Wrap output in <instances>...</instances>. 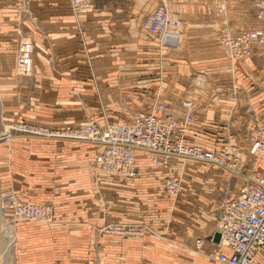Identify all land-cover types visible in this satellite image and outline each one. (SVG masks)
Masks as SVG:
<instances>
[{
    "label": "crops",
    "instance_id": "obj_1",
    "mask_svg": "<svg viewBox=\"0 0 264 264\" xmlns=\"http://www.w3.org/2000/svg\"><path fill=\"white\" fill-rule=\"evenodd\" d=\"M102 1L76 19L68 0H29L25 30L17 24L19 3L14 2V30L13 25L9 29L14 32V45L23 39L32 43L37 88L31 93L81 97L61 100L63 108L72 105L73 116L81 120L83 111L110 117L128 111L130 104L137 105L136 111L151 109L160 102L151 105L145 99L155 92L163 96L170 84L169 95L161 102L174 119L189 111L185 97H195L186 140L218 152L230 143L238 145L239 169L246 172L248 130L264 126V55L255 47L248 59L227 58L211 40L212 0H153L182 18L191 48L184 75L179 60L167 56L178 43L164 44L140 27L151 0ZM233 62L236 68L230 71ZM198 79L207 86L192 83ZM121 96L129 98L117 100ZM133 115L123 119L114 115L113 122ZM98 151L94 144L75 140H14L10 147L14 192L24 201L54 208L51 224L15 223L16 264H84L95 255L98 264H220L213 251L229 250L213 240L219 233L217 215L225 202L239 194L240 174L192 162L193 166L179 168L182 159L172 160L167 168L155 167L138 152L135 177L97 175ZM256 165L264 171V154ZM175 175L181 178L176 198L164 190L166 178ZM110 221L144 222L152 231L142 238L101 235L94 243L90 225ZM253 264H264V249L257 250Z\"/></svg>",
    "mask_w": 264,
    "mask_h": 264
},
{
    "label": "built area",
    "instance_id": "obj_2",
    "mask_svg": "<svg viewBox=\"0 0 264 264\" xmlns=\"http://www.w3.org/2000/svg\"><path fill=\"white\" fill-rule=\"evenodd\" d=\"M95 0H68L72 13L79 17L90 13ZM260 14L264 15V5ZM169 24V11L159 5L146 14L140 27L150 34L163 37ZM263 30H252L232 37L228 33L221 42L231 58L247 57L250 43L259 41ZM19 66L25 73L33 67L32 44L21 42L18 57ZM189 110L180 120L165 112V103H157L151 109L137 110L129 119L121 122L105 121L102 125L88 122L77 125L67 135H57L47 127L25 125L20 131L31 136H44L51 139H68L96 145L99 151L95 157L96 171L116 177L132 178L137 175L136 155L141 152L148 156L151 165L167 168L171 159H189L195 162L214 164L233 172L237 159V147L230 143L223 151H213L186 140L185 131L193 121L191 102H185ZM249 152L258 155L264 152V131L254 130L249 138ZM245 182L239 194L223 204L217 215L218 244L229 252L213 251V257L220 264H253L258 249H264V173L257 171L243 176ZM181 185L180 176H172L164 181L165 192L176 198ZM4 212L9 211L14 222H51L54 208L46 203H29L16 192L1 199ZM102 235L118 238H142L151 228L144 222L127 223L110 221L98 229ZM84 264H94L87 260Z\"/></svg>",
    "mask_w": 264,
    "mask_h": 264
},
{
    "label": "rangeland",
    "instance_id": "obj_3",
    "mask_svg": "<svg viewBox=\"0 0 264 264\" xmlns=\"http://www.w3.org/2000/svg\"><path fill=\"white\" fill-rule=\"evenodd\" d=\"M16 1L19 3V21H17V24H19V27L21 29L23 28V30H25L24 25L26 24L28 18L27 3L29 2V0H0V202L1 199L5 197V195L14 192V186L11 182V179L14 176V170L11 163L12 161L10 159V147L14 140L21 137L47 138L44 136H31L27 133L21 132L19 130L20 127L25 125L47 127L51 132H54L57 135H67L70 130L75 128L77 125L88 122H93L100 125H102L105 121L113 122L116 120L113 119L112 116L118 115V119H123L134 114L137 108V105L133 106V104H130L128 105V111L111 113L113 115L110 117L104 112L87 113L86 111H83L81 112L82 119L80 120L73 116L75 114L73 106L71 105V109L68 108V106L66 108H63L61 100L78 98V100L80 101L81 97L32 94V89L34 87L37 88V85L34 84L35 81L33 79V67L30 73H25L22 71L18 62L21 42L24 40L29 41V39L21 40L16 46V44L14 45V32L9 30L11 29V25H13L12 29L14 30V2ZM102 2L105 1L95 0L94 3L95 6H101L103 4ZM159 5L165 6L169 11V24L166 28V34L163 37H158L156 35L154 36L158 37L164 44L176 46V44L178 43V47L176 49L170 50V52L167 53V56L170 60L175 59V62L179 60L178 63H180V72H184L185 75L189 70L187 64V53L191 48L187 47V40L189 39H187V33L184 32V26L180 24L182 18L171 15L170 8H168L163 2H156L151 0L147 3L145 9L143 10L139 24L146 14L153 11ZM211 5L212 12L210 18L212 19V23L214 24L213 30L211 32V40L217 42V44L220 46L221 50L225 52V55L229 60H234L236 62L240 61L241 59H248L254 52L255 47L256 50L259 51L261 56L264 55V15L260 14L261 7L264 5V0H212ZM74 17L76 19L78 18L75 15ZM15 19H17V15ZM252 30H263V36L261 37V39H259V41L250 43V54L247 57L243 58H231L228 50H226L225 46L221 42V37L227 33L232 37H237L240 34L247 33ZM21 32L22 34H24V31ZM14 47L16 49L15 52ZM262 60H264V57L262 58ZM235 62H233V65H228L230 71L231 69L236 68ZM263 68L264 66L261 67V69ZM192 77H195V75L191 74V78ZM193 82H195L196 86L199 87L207 86L206 84L204 85L201 79L195 81L192 80V83ZM184 83L187 84V82ZM208 86L211 87L212 85ZM169 89L170 84L165 86L163 96L155 92L150 97H147L145 99L146 102L151 105L154 104L155 100L161 102L167 97V95H169ZM127 98L129 97L121 96L117 97V100H125ZM194 98V96L185 97V102L193 103ZM141 109L144 108L139 107V110ZM96 116H98V118L100 117L101 122L94 118ZM254 130L264 131V126L256 125L248 130V153L246 159L250 164L249 167L246 168V172H242L239 169L241 161L240 157L238 156L239 147L236 144L234 145L237 147L238 153L237 159L235 161V169L233 170V172L218 167L214 164L195 162L189 159H182L180 165L178 166L179 168L190 167L193 165L189 162H192L193 164L199 163L201 165L209 166L219 171L228 172L233 175L240 174L242 178L243 176H246L254 171L264 173V171H261L256 165L258 159L260 158V155L264 154V152L258 155H252L249 152L250 146L248 138L251 132ZM47 139L51 138L48 137ZM66 140H69V138ZM172 160L177 159L173 158L171 159V161ZM95 172L97 175L99 173H102L101 171ZM244 182L245 180L243 178L241 186H243ZM53 221L54 215L51 222H43L51 224ZM15 223L16 222H14L11 213L9 211L4 212L0 206V264H16L14 255L17 249ZM100 226H102V224L90 225L92 233L94 235V243L97 237L102 235L98 231ZM213 240L216 243H219L220 234L215 233L213 235ZM87 260L93 261L94 264H98L99 257L98 255H95L94 257H90Z\"/></svg>",
    "mask_w": 264,
    "mask_h": 264
},
{
    "label": "bare ground",
    "instance_id": "obj_4",
    "mask_svg": "<svg viewBox=\"0 0 264 264\" xmlns=\"http://www.w3.org/2000/svg\"><path fill=\"white\" fill-rule=\"evenodd\" d=\"M136 157H137V155H136ZM136 164H137V158H136ZM23 222V221H22Z\"/></svg>",
    "mask_w": 264,
    "mask_h": 264
}]
</instances>
